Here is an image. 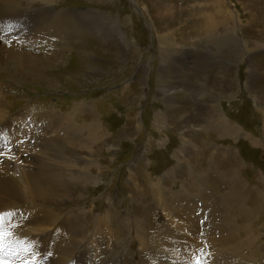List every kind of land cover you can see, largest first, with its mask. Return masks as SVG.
<instances>
[{
	"label": "rangeland",
	"instance_id": "374dc122",
	"mask_svg": "<svg viewBox=\"0 0 264 264\" xmlns=\"http://www.w3.org/2000/svg\"><path fill=\"white\" fill-rule=\"evenodd\" d=\"M30 1L17 7L32 16L26 30L58 13L65 34L49 37L58 45H29L14 30L0 32V147L11 153L15 145L22 167L15 186L62 156L74 160V172L88 170L97 181L83 189L69 185V198L55 196L51 205L24 198L1 209L5 230L14 233L5 245L7 264H264V81L257 80L258 66L264 71L257 31L264 0ZM9 5L0 0V9ZM203 7L224 11V47L206 41ZM42 9L52 11L43 20ZM238 20L242 34L234 31ZM160 35L173 36L171 49ZM246 38L262 41L251 52L243 48ZM82 42L90 59L73 48ZM12 45L36 60L49 54L53 64L37 63L44 71L37 79L27 68L17 75L8 56ZM208 96L252 140L204 132L196 117H211ZM74 121L82 128L78 135L67 132ZM69 170L61 171L64 182ZM202 174L208 180L199 193L193 176ZM233 176L239 179L232 182ZM27 181L38 196L37 180ZM225 193L239 196L247 214L237 204L226 207ZM40 207L53 217L48 225ZM137 227H144L142 235ZM20 245L33 255H15Z\"/></svg>",
	"mask_w": 264,
	"mask_h": 264
},
{
	"label": "bare ground",
	"instance_id": "6f19581e",
	"mask_svg": "<svg viewBox=\"0 0 264 264\" xmlns=\"http://www.w3.org/2000/svg\"><path fill=\"white\" fill-rule=\"evenodd\" d=\"M6 1L10 5L8 6V9L6 8L7 10H4L3 8L0 9V32H2V33L3 32L11 33V30H14L15 34L22 36L21 39H23V40H21V41H23V42L26 41L25 43L26 44H29V45H36V43L42 44V45L45 44V43H50V44L53 43L52 45H58V43L50 41L49 40V37L52 36V37H55V38L62 39V34H65V32L62 31V23L64 22V21H62V15H59L58 13H55V14H53V16H52L53 18L50 19V21L49 20H45V22H41L42 23L41 26L35 27L36 29L30 31V30H26V27H27V24L32 21V19H29V17H32V16H28V17L22 16L23 15L22 12L19 11V10H17V7L21 6V8L23 9L22 6L24 5V3H20V2H26V8H28V7H30V3L29 2H31V1L30 0H16L17 3H13V2L11 3V2H9L10 0H6ZM222 4H224V3H222ZM215 6L220 7L218 5V3H216ZM218 9L219 8H217L216 10L210 8L209 11H207V12L204 13V11H203L204 10V7L202 8L203 14L201 15V18L204 20L203 34L207 37V40L206 41L208 43H211V44L216 45V46L218 45L219 47H224V11L221 12V14L219 15L218 14ZM210 10L211 11H215V12H210ZM54 12H56V11H54ZM187 12H188V10H187ZM187 12H185V13H187ZM47 13H48V11L46 9L45 10L42 9L40 11L39 16H38L39 19L43 20L49 14V13L48 14ZM51 13H52V11H51ZM51 13L49 14V16L51 15ZM261 13H263V16L259 19V27H258L257 31H258L260 37L262 39H264V33H263V30H262V28L264 29V11L261 12ZM23 18H25V21L22 20ZM168 19H170V18H168ZM35 26H36V23H35ZM242 28H243V26H241V23H240V27H239V20H238V22L236 23V26L234 28V31L238 33L239 30H240L241 31V34H242ZM246 34H247V32H246ZM63 37H64V35H63ZM171 38H170V36H168V37L167 36H164L163 37L161 35L159 36V39L164 42V45L166 46V48H170L168 46H172V43H170V39ZM231 40L234 41V42L239 43V40L240 39L237 36H235V39H231ZM251 41H253V42H251ZM251 41L249 39H247V38L245 39V41L243 40V48H246L247 47V49H249L251 52H254L255 50H257L256 49L257 48V45L256 44H258V42H260L262 40H257V39L254 38ZM17 46L19 47V45H17ZM77 46L78 47H74L73 46V48H75V50H78L77 52L80 55L83 56L82 57L83 60L85 58L88 59L89 58V55H88L89 49H88L87 44H85V43L82 42V43H80ZM252 46H255V48H251ZM260 46H262V45L260 44ZM7 48H8V56H9L11 62L14 63L17 66V68H16V74L17 75L20 74V69L21 68H27V69H29L31 76L34 79H37V78H40L39 76H42L41 75L42 73H44V71L38 69V66H36V65H39V64H37V63L42 62V66H44L45 69H47L48 67L50 68V66H52V64H53L47 58L49 56V54H46V56H45V53H43L44 55L42 56V59H44V61H42V60H36V59H39L36 56L33 57L29 53L21 52L19 48H16L13 45L11 47H7ZM23 48H25V45H24ZM26 48H29V47H26ZM32 49L34 50V48H32ZM40 50H41V48L39 50H35L36 51L35 54L40 53L41 52ZM49 51L51 52V50H49ZM52 55L54 57H56V58L61 57V54L60 53H54ZM168 60H170V59H168ZM259 67L260 66H258V68H257V80H258V83H259V81H262V80L264 81V78L261 79L264 76V71L263 72L262 71L259 72L258 71L259 70ZM79 79H82V77L79 78ZM207 80H210V79H207ZM202 86L205 89V86L206 85L205 86L202 85ZM201 93H204V92L201 91ZM208 98L210 99L209 100V103H210V108L209 109L211 111V117L204 118L203 116H205V115H202L201 114L202 116L196 117V120L197 121L195 120L198 124H201L200 127H201V129L204 132L205 131H212L214 134H216V136L218 138H220L222 140L225 137H230V138H232L235 141H238L239 139H242V138H248V139L252 140V137L245 132V130L241 127V125L240 126L239 125H235L229 119H227L225 117L224 111H223V109L221 107V103L220 104H217L216 103V97L210 98L208 96ZM167 100H169V99H167ZM258 101L261 104V101L259 99H258ZM258 101H257V103H258ZM259 106H261V105H259ZM171 108H172V106H171ZM205 108H206V106H205ZM202 113H204V112H202ZM55 115H57V116H55L57 122L59 124H61L59 113H56ZM163 115L157 117L158 124H159V122L160 123L161 122L164 123V119H163L164 116ZM166 120H168V118ZM193 121H194V119H193ZM173 122H175V121H173ZM164 126H166V125L164 124ZM181 126H182V124H181ZM184 126H186V125H184ZM99 127H98V130H99ZM88 128L90 129L91 126H89ZM81 129L82 128L79 125H76V122L74 121L73 124H71L70 128L67 129V132H71L73 134H77L78 135V133H79V131H81ZM187 130H188V128H187ZM190 130L188 131V134H189ZM14 132H15V130H14ZM200 132H202V131H200ZM15 133H19V132H15ZM23 133H26V131L23 132ZM20 134H21V132H20ZM196 135H198V134H196ZM189 136H191V135H189ZM208 136H210V135H208ZM261 142L259 140H256L255 139L253 141V144L258 145ZM10 146H12V148H13V150H12L11 153H6V149L0 147V159L1 158H5L4 164H1V162H0V196L3 195V194L6 195V196H4V199H6V200H4V201H1L0 200V210L3 209V208L6 209L7 207H10V206L14 205L15 204V201L17 199L23 200L24 198L29 199L28 201H31L32 199L33 200L34 199L36 200L38 198V200L41 201V203L44 206L47 205V204L48 205H51L54 202L55 196H58V198L59 197H62V199L69 198V196H70V194H69V192H70L69 185H71V187L81 186L82 189H83L84 187L86 188V186H84L85 183L87 184V183H92L93 182L95 184V182L97 181L96 180L97 178H95V176L93 177V181L91 180L92 176H91V174L89 173L88 170L81 171L82 169H78V171L74 172V168H75L74 160L72 158L67 157V156H62V158H60V161H54L53 164L41 163L40 164V168H39V172L38 173L37 172L35 173L36 178L33 177V176L30 177V175L26 174L27 175V178L26 179H21L20 182L18 183L19 185L17 184L15 186V174L18 172V168L22 169V167L20 166L21 164L19 165L17 154L14 153L15 152V149H14L15 148V145L13 143H11ZM192 146H194V145H192ZM182 149H184V148H182ZM218 149L219 148H217V150ZM178 152H181V151H178ZM217 153H218V151H217ZM2 154H3V157H2ZM18 155H19V153H18ZM198 157H200V156H198ZM181 163H182V161H181ZM220 166H221V170H222L221 173L222 174L219 177H221V176L224 177V166H222V165H220ZM179 167H180V164L177 167H174V169L172 171L173 172L178 171L179 170ZM66 168H70V170H69L70 173H68V174H66L64 176L65 177V180H66V182H64V180H62V172L61 171H62V169H66ZM21 172L23 173L22 170H21ZM5 176H8L9 178L7 180H5ZM195 176L196 175H194L193 178L196 179L197 182H198L197 183L198 185L196 187L199 188V193H200L201 191L204 190L205 186L207 185L208 178H206L205 176H203V174L200 175L197 178ZM231 176H232V174H231ZM28 178H33L34 181L37 180L38 182L35 181V185L42 187L41 188V191L38 194V196H35L36 194L34 195V193H33V189H34L33 187L34 186H32L31 184L28 183V181H27ZM238 179H239L238 177H234L233 176V179H232L233 181L232 182H236ZM228 185L231 187L232 186V183H230V184L228 183ZM243 186H245V185H243ZM22 187H23V189H21ZM35 189H37V188H35ZM82 191H84V190H82ZM34 192H37V190H35ZM234 193H225L224 196H222L220 200L222 201V203L226 202V207L227 206H232L234 204H237L236 209L238 211H241L244 214V212H246V209H245V205L246 204H244V202L242 201V199L239 196H237L236 194H234ZM189 195H191V194H189ZM258 195H261V194L258 193ZM58 198H56V199H58ZM40 208H41V210H39L38 212L42 216L43 223L48 225L51 221H53V217L51 216V218H49L50 217V213H48L49 211L48 210H45V212H44L43 207H40ZM252 213L255 215V211H252ZM246 214H247V212H246ZM68 221H70V219H68ZM137 230L140 233V235H142L143 234L144 227L143 228L142 227H137ZM144 243H147L145 239H144ZM263 247H264V244H263ZM45 264H49L48 261H46Z\"/></svg>",
	"mask_w": 264,
	"mask_h": 264
},
{
	"label": "snow or ice",
	"instance_id": "6c2138e0",
	"mask_svg": "<svg viewBox=\"0 0 264 264\" xmlns=\"http://www.w3.org/2000/svg\"><path fill=\"white\" fill-rule=\"evenodd\" d=\"M14 233L11 230H5V214H0V264H7L4 260V253L6 251L5 245L8 239H11ZM11 247L10 245L8 246ZM23 252L26 256L31 257L33 253L30 251L27 245H20L19 249L15 251V255L19 256ZM25 264H35L34 260H27ZM196 264H201L199 260Z\"/></svg>",
	"mask_w": 264,
	"mask_h": 264
}]
</instances>
